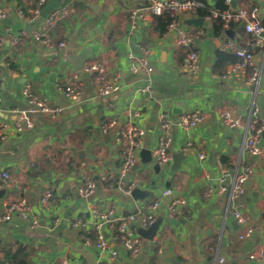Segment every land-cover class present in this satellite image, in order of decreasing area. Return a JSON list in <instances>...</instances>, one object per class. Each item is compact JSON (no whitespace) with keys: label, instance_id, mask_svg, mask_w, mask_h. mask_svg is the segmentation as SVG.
Segmentation results:
<instances>
[{"label":"crops","instance_id":"1","mask_svg":"<svg viewBox=\"0 0 264 264\" xmlns=\"http://www.w3.org/2000/svg\"><path fill=\"white\" fill-rule=\"evenodd\" d=\"M37 1L0 0V7L10 10L8 17L0 18V125L17 118L15 109L28 108L22 93L27 82L35 94L60 107L61 112H35L30 115L32 124L22 132L10 129L6 138H0V211L6 203L25 196L39 220L35 227L18 215L0 220V264H58L63 258L69 264H216L217 254L226 255L229 264H256L249 256L264 249V157L248 153L245 129L228 126L219 114L221 109H231L247 121L254 106L264 122V47L254 44L243 21L218 33L210 19L204 18L202 26L189 23L200 18L196 12L176 16L178 27L202 30L195 45L200 71L189 79L183 66L186 49L177 44L174 32L160 26L157 17L131 28L128 10L142 7L148 0H74L67 20L53 29V49L33 37L37 24L27 17ZM215 1L209 0L213 6ZM229 6L258 7L264 24V0H230ZM228 38L254 51L260 73L256 85H244L239 75L222 79L232 63L230 58L221 59L219 53L234 54L226 47ZM261 38L264 41V33ZM60 41L65 42L62 48L58 47ZM141 46L150 50L149 73L131 69L129 54H138ZM86 49L90 53L83 68L77 70L74 58ZM92 64L103 66L117 80L119 89L100 96L92 82L93 73L85 70ZM66 87L79 90V97H67L62 92ZM195 107L203 119L193 129L189 144L179 121ZM131 109L140 111L136 123L144 135L143 145L136 151L138 167H133L127 180L136 181L150 193L143 199L114 185L107 187L102 181L109 171L119 173L120 128ZM163 111L171 119L169 163L175 153L182 152L181 169L171 170L168 164L156 169L152 157ZM111 119L117 123L104 132L101 122ZM148 157L150 162H146ZM247 165H252L253 173L242 194L232 199L235 179ZM4 172L10 178L4 179ZM88 178L96 182V189L83 197L79 187ZM166 188L186 198L178 214L169 216V200L163 198L156 212V220L161 219L159 230L152 239L144 238L135 255L123 252L117 238L118 223L108 221L103 235L121 254L111 261L101 257L93 209L114 208L115 216H125L144 208ZM46 190L53 196L42 205L40 198ZM233 206L248 215L255 227L254 235L246 240L238 239L244 226L233 217ZM75 220L84 225L74 226ZM134 225L139 229L138 222Z\"/></svg>","mask_w":264,"mask_h":264},{"label":"built area","instance_id":"2","mask_svg":"<svg viewBox=\"0 0 264 264\" xmlns=\"http://www.w3.org/2000/svg\"><path fill=\"white\" fill-rule=\"evenodd\" d=\"M48 0H38L35 7L30 10V15L27 17L29 22L36 23V29L33 32V37L41 45L48 49H53L56 46L53 29L59 23H63L69 17L71 6L74 0H61L59 6L49 12L46 17L41 16V8ZM230 3V0H226ZM198 0H148L147 4L142 7H135L128 10V17L131 28H135L139 21H146L151 16L161 15L170 17L166 31L176 34L177 44L186 49V54L183 60L185 75L189 79H193L200 71V58L195 50L196 43L201 39L202 30H188L184 27L176 25V16L179 13L195 12L198 6ZM19 14L25 17L24 13ZM10 15L8 8L0 7V18H6ZM212 17H220L223 27L230 28L232 22L243 21L245 30L254 38V44L264 47V41L261 38L264 33V24L259 16V9L256 6L241 7L238 9L227 8L224 10L214 9L212 16H207L206 19ZM65 46L64 41L58 42V47ZM226 47L239 57V60L230 65L221 77L223 80L232 75H239L243 79L246 86H254L259 82L260 73L255 66L254 51L250 48L237 45L231 38L227 39ZM141 53H130L129 61L131 69L134 72L139 70L149 73L152 71V66L149 62L150 50L146 47H140ZM85 70L93 73L92 82L96 87L100 96H109L119 89L117 80L110 76L106 69L97 64L88 65ZM62 92L72 100L79 97L80 91L74 87H66ZM23 96L28 104V108L24 110L15 109L18 116L12 122H5L0 125V138L4 139L8 136V131L11 129L16 133H20L25 127L32 124L30 115L38 112H48L57 115L61 112V108L51 105L45 98L39 97L34 93L32 84L25 83ZM1 100V98H0ZM222 120L230 127H242L245 129L244 148L252 155L264 157V142L262 134L264 131V122H261L258 108L252 106L250 109L249 118L243 121L235 111L231 109H221L219 112ZM140 111L131 109L127 112V119L121 125V144H120V159L121 167L118 175L109 171L102 176L103 183L107 187L118 188L120 191L130 194L133 189L140 188L136 181L127 180V177L136 164V151L143 145L142 137L144 130L136 123ZM203 119V113L197 107L190 109L181 115L179 125L182 128L187 142H191V134L193 129L199 125ZM117 123L116 119L103 120L101 128L104 132L108 131ZM171 119L166 111L160 114V134L156 147L152 151V157L157 164H167L172 159L169 151L171 144ZM201 159L205 158L204 154L200 155ZM253 173L252 165H247L244 170L239 173L230 191L231 198H238L244 189L245 183ZM3 178H10V174L3 173ZM96 189V182L90 178L86 179L79 187V194L83 197L90 196ZM51 190H46L41 198L42 205H47L52 198ZM163 198L169 200L168 212L170 217H175L179 208L186 204V198L175 194L171 188H166L161 192V195L148 203L144 208L131 212L128 215L117 217L115 209L111 208L108 211H101L97 208L93 209V227L97 232L96 247L99 250L101 257L107 261H111L119 257L121 251L118 247H111L103 235V228L108 221L116 220L118 223V240L122 245V250L128 255L139 253L143 246L144 238L138 231V227L134 225L138 222L139 227L148 228L156 220V212ZM231 212L235 220L244 226V229L238 234V239L246 240L254 235L255 227L250 224L249 216L244 214L239 207H231ZM18 215L23 219L30 221V226L38 225V217L33 214L31 205L28 203L25 196L13 202L6 203L4 210L0 211V220H10L12 216ZM73 225L82 227V220H75ZM249 260L256 264H262L264 260V249L260 248L249 256ZM58 264H69L67 258H63ZM216 264H229L226 255L217 254Z\"/></svg>","mask_w":264,"mask_h":264},{"label":"water","instance_id":"3","mask_svg":"<svg viewBox=\"0 0 264 264\" xmlns=\"http://www.w3.org/2000/svg\"><path fill=\"white\" fill-rule=\"evenodd\" d=\"M60 3H61V0H48L45 3V5L41 8V16L46 17L49 14V12L51 10H53L54 8H56L57 6H59ZM189 23L202 26L204 23V18H202V17L193 18V19L189 20ZM227 32L229 33L231 31H227ZM89 53H90V49H86L78 57L74 58L75 66H76L77 70H80L83 68L84 60L88 57ZM137 53H141V51L137 50ZM143 151L148 153V151L145 149ZM184 157H185V155L182 152L175 153L173 155V163L172 164L167 163V164L170 165L171 170L181 169V167H182L181 161L184 159ZM210 158H211V160H213V155H211ZM147 161L150 162L151 157H148L146 162ZM137 167H138V165L136 164L134 166V169H136ZM159 167H160V164L156 165V169ZM228 193H229V191H228ZM131 195L136 199H143V198L149 196L150 193L145 191V190H142L140 188H135L132 190ZM160 225H161V219L158 218L157 220H155L151 224V226L149 228L146 229V228L139 227L138 231L143 238L152 239L157 234Z\"/></svg>","mask_w":264,"mask_h":264},{"label":"trees","instance_id":"4","mask_svg":"<svg viewBox=\"0 0 264 264\" xmlns=\"http://www.w3.org/2000/svg\"><path fill=\"white\" fill-rule=\"evenodd\" d=\"M199 4L195 9L196 14L199 17L206 18L207 16H212L214 9L224 10L230 8L229 3L226 0H216L214 6L209 2V0H198ZM159 20L160 26L163 29L167 28V24L170 20V17H164L161 15H155ZM210 20L213 21L215 29L218 33L225 32L226 29L223 27V23L220 17H212ZM234 22L230 24V27L233 25ZM186 54V52H185ZM219 57L221 59L230 58L232 64L236 63L239 60V57L236 54H231L226 51H220ZM15 264H19L16 262Z\"/></svg>","mask_w":264,"mask_h":264}]
</instances>
